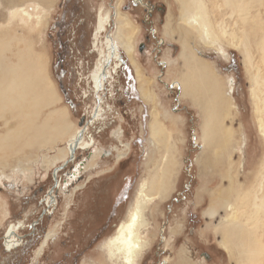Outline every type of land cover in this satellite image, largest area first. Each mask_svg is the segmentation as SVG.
<instances>
[{
  "label": "rangeland",
  "instance_id": "obj_1",
  "mask_svg": "<svg viewBox=\"0 0 264 264\" xmlns=\"http://www.w3.org/2000/svg\"><path fill=\"white\" fill-rule=\"evenodd\" d=\"M2 1L0 33L9 28L16 30L26 36L27 41H32L34 51L45 56V72H49L61 96L52 108L67 106L68 120L73 123L69 132L53 146L43 147L41 151L31 149L36 153L32 155L30 148H26V153L21 150L6 161L8 164L0 165V264H123L102 249V244L129 213L141 178L153 167L155 172L160 170L156 163L165 149L151 140L148 125L155 111L159 113L178 164L168 198L146 206L145 215L151 222L146 236L151 244L136 264H243V253H230L221 246L223 234L219 225L231 214L246 221L249 213L263 223L254 230L259 235L253 240L259 239L260 253L250 264H264V210L254 206L255 202L260 205L264 196V131L260 128L262 120L264 122V53L257 46L264 34V0H247L243 17L236 12V5L233 6L235 13L231 14V7L225 1L206 0L209 26L219 39L212 44L203 35L188 37L196 54L214 69L221 81L220 89H228V83L233 82L232 115L227 121L232 126L229 142L202 169L196 163L202 145L201 108L190 96H181L179 87L172 83L186 72L179 57L180 31L186 16H181L177 0H154L159 11L156 22L160 41L165 20L173 34L165 43L161 41L164 43L162 52L155 50L156 42L141 20L140 7L130 10V0L122 1L120 10L135 24L132 33L135 51L128 56L120 51L118 58H114L109 83L100 94L93 91L90 75L100 61L101 51L107 48L106 34L115 29V20L110 19L112 23L107 31L94 39L96 15L102 6L115 15L117 0H23L22 4L14 5L16 9L24 5L35 16L41 14V21L29 20L27 15L12 10L10 5L7 8ZM33 8L37 11L31 10ZM144 40L147 45L140 51L139 45ZM218 45L224 47L226 55L218 52ZM13 46L20 49L25 44L14 41ZM247 46H250V57L243 51ZM163 60L168 62L166 66ZM135 62L150 80L149 90L154 96L150 103L140 97ZM256 70L263 77L262 86L254 79ZM253 90L260 99L253 97ZM100 95H104L100 103L107 113L90 122L98 113ZM44 112H50L49 108ZM83 116L89 117L82 125L86 127L83 133L93 144L87 149L77 147L74 158L78 149L81 153V149L89 150L91 154L97 147L102 152L90 159L87 154L82 161H77V164L86 162L87 166L80 170L77 180L68 182L72 169L61 179L68 168L61 170L64 160L56 159L80 126ZM3 122L0 119L1 126ZM105 150L112 153L104 157ZM120 153L128 158L118 162ZM74 158H69L65 164ZM97 164L100 165L95 168ZM227 170L234 192L228 197L229 202L215 205V216H209L204 210L210 206L212 197L223 198L220 174ZM53 171L56 180L63 185L57 187L56 181L51 188ZM103 171L105 173L101 174ZM41 185L43 191L39 190ZM50 188L48 205L55 206L58 201V208L52 216L39 219ZM37 222L40 223L32 231L39 234L38 242H22L21 234L26 237L30 226ZM103 224H107V228L94 241ZM49 230L54 231V238L49 239L39 255L40 241ZM253 245H257L256 242ZM203 252L210 258L203 256Z\"/></svg>",
  "mask_w": 264,
  "mask_h": 264
},
{
  "label": "bare ground",
  "instance_id": "obj_2",
  "mask_svg": "<svg viewBox=\"0 0 264 264\" xmlns=\"http://www.w3.org/2000/svg\"><path fill=\"white\" fill-rule=\"evenodd\" d=\"M22 1L23 0H3L2 2L7 8L10 5L12 10H18L20 14L27 15L29 20L33 21V18H37L38 21H41V14L36 13V16L35 14H30L24 5L17 9L14 7V5L18 3L22 4ZM51 1L52 0H49V2ZM122 1L124 0L116 1L117 8L115 10V15L110 11H105L104 6L100 7L96 15L94 39H98L103 32L107 31L108 26L112 23L110 19L115 20V29L112 33L108 32L106 34L105 42L107 48L105 47V50L101 51L100 61L90 75L91 83L93 84L92 89L96 94H100L109 83L108 78L110 74H112L110 68L113 65L114 58H118L119 52L123 51L124 54L128 56V53H133V51H135V44L132 43V33L135 30V24L128 14L120 10ZM177 1L180 5L181 16H186L184 25H182L180 31L181 37L179 38L181 44L179 57L186 72L179 77V79L173 80L172 83L173 86L179 87L181 96H190L193 102L201 108L202 120L199 122V130L201 133L199 134L202 145L200 156L196 157V163L198 162L202 169L205 168L208 163H210V159L229 142L232 126L230 123H227V121L229 116L232 115L230 94L233 82L228 83V89L221 90V81L214 69L208 62L196 54L191 45V41H188V37L193 39L196 36L201 37L202 35L212 44L219 39L218 35L214 33L209 26L206 0ZM223 1L230 5L231 14L235 13L233 6L236 5V7H238L236 12H238L241 17L245 15L244 11L248 3L247 0ZM31 10L37 11L36 8ZM13 15L16 16L17 11L13 12ZM246 21L247 18L243 20L244 23ZM167 23L168 21L165 20L161 31V41L164 42L166 38L173 37V34L170 33V26ZM247 37L249 38V35ZM168 40L170 41V39ZM172 40L176 41L174 39ZM14 41H17V44L24 42V48L18 49L16 47V49H14ZM96 41L97 40L93 41V43ZM257 46L259 50H262L264 53V34L259 38ZM217 50L223 55L227 53L221 45L217 46ZM243 51H245L247 57H250V46L244 48ZM44 60L45 56L34 51L32 41H27L26 36L23 34L18 33L16 30L12 31L10 28L0 33V119L4 120L3 126L0 125V129L3 127V131L0 132V165L8 164L6 161H8L12 155H17V153L22 152L21 150L24 152L26 148H30L29 154L32 155L36 153H33L34 151L32 150V152L31 149L41 151L40 149L43 147L53 146V144L61 140L69 132L72 126L73 122L68 120L69 109L67 106L52 108L61 100V96L49 72H45ZM163 62L165 66L168 64L165 60H163ZM135 74L140 97L150 103L151 98L154 100L152 91L149 90L150 80L142 74L136 62ZM253 76L257 84L262 86L263 77L261 76V72L256 70ZM252 93L255 99H260V96H258L255 90H253ZM103 98L104 95L99 96V104L96 106L98 107L96 109L98 113L94 119L92 118L91 121H88L93 122L107 113L103 111L104 108L102 107V103H100V100H103ZM46 108H49L50 112H44ZM148 125L151 140L158 142L165 149L161 159L159 158L160 160H157L158 162L156 163L160 167V170L155 172V167H153L147 173V176L141 178L142 180L138 186L137 196L135 197L132 207L129 209V213L127 216L125 215L126 217H124L117 226L115 233L106 237L102 244V249L106 250L110 256L122 261L123 264H136L146 253L148 245L151 244L146 236L148 235L147 233L151 224L145 215L146 206L149 203L153 205L155 203L158 204V202L168 198L177 171L178 162L173 148L169 145L168 136L157 111L154 112ZM260 128L264 131L263 120L260 124ZM85 130L86 127L84 128V126H78L76 128L75 133L70 137L67 143L68 145L65 149L59 151V157L57 156L56 160L63 159V162L66 163L67 160L69 161V158H74V152L77 147H84L87 149L92 146V141L87 140L83 133ZM80 133L82 137L80 138L78 146L72 147L74 138ZM101 152L102 149L94 147L88 159L101 155ZM124 155L125 154L120 153L118 158L121 159L125 157ZM84 161H87V159H84ZM79 162L78 164L76 162V165L74 164L75 166H73L74 168L70 172L71 175L68 182L77 180L78 174L81 173L80 170L87 166L85 164L86 162ZM230 167L229 169H231ZM57 170L58 169H56V171ZM220 175L223 183L221 186L224 187L223 192L225 197H212L210 206L204 210L209 216H215V205L229 202L230 198L228 197L234 192V189L231 188L234 185L232 186L229 181L230 174L228 170L226 173H221ZM262 177L264 181V175ZM68 182L67 186L69 184ZM61 185L63 184L58 181L57 187ZM51 200L52 196H50V201ZM260 202V205L259 202H255L254 206H258L259 210L262 211L264 210V196L261 197ZM228 207L230 208L229 204L227 205V208ZM258 225L259 227L263 225L262 219L254 218L250 213L246 216V221L240 220L236 214L226 216L223 219V225H219V230H221L223 234L221 246L230 253H235L234 251L243 253V257L245 258L243 264H250L254 256L260 253L259 239L253 240L259 236L256 232L254 233ZM54 235L55 233L53 230H49L46 233L38 249L39 255L44 251L45 246L50 241L49 239L54 238ZM164 238L166 237L164 236ZM251 240H253L251 243H247ZM254 242H256L257 245L254 246ZM165 260L168 261V259Z\"/></svg>",
  "mask_w": 264,
  "mask_h": 264
},
{
  "label": "flooded vegetation",
  "instance_id": "obj_3",
  "mask_svg": "<svg viewBox=\"0 0 264 264\" xmlns=\"http://www.w3.org/2000/svg\"><path fill=\"white\" fill-rule=\"evenodd\" d=\"M129 5H130V7H129V9L130 10H132L134 7H136V6H138V7H140V9H141V20H142V22H143V24L146 26V30H147V32L151 35V38L156 42L155 43V50L156 51H158V52H162V45L165 43H163V42H161L160 41V39H159V29H158V25H157V22H156V14L159 12V11H157V6H156V2L154 1V0H130V2H129ZM128 5V6H129ZM127 9V6H125V10ZM146 45H147V42L144 40V42H141L140 43V45H139V50L140 51H144V48L146 47ZM147 50V49H146ZM157 63H160L161 64V62L160 61H158ZM87 118L88 117H86L85 118V116H83L82 118H81V122L83 123V125L85 124V122H87ZM79 124H80V122H79ZM82 150V153L80 152V150L78 149L77 150V156H76V158H74V160L72 161V162H70L68 165H66L65 163L61 166V170H63L64 168H68V170H67V172H66V174L64 175L65 177L64 178H61V179H65L69 174H68V172L70 171V169H72L73 170V165H74V163H76L77 161H81L83 158H84V156L85 155H87V154H89L90 152H89V150H83V149H81ZM92 151V150H91ZM113 151H115L114 149H113ZM116 152V151H115ZM112 152H110L109 150H105V152H104V157H106V156H109L110 154H111ZM82 154V155H81ZM81 155V156H80ZM126 157L127 156H125L124 158H122V159H120L119 161H118V158L116 157V159H117V161L118 162H121V161H124L125 159H126ZM128 158V157H127ZM59 165H60V163H59ZM99 165L100 164H97L96 165V167L95 168H98L99 167ZM60 168V167H59ZM54 170V169H53ZM60 170V171H61ZM86 171V170H85ZM105 173V171H103V173H101V174H104ZM52 177H53V179H54V182H53V185L51 186V188L52 187H54V185H55V182L57 181V184H58V181L59 180H56V177H55V173H54V171L52 172V175H51ZM80 178H82V175L79 177V179ZM60 179V178H59ZM56 184V185H57ZM51 188L47 191V199H46V205H45V208H43L42 210H41V213H40V215H39V219L40 218H43L45 215H47L48 217H50V216H52L56 211V209L58 208V201H57V203L55 204V206H52V207H50V205H48V196L50 195L49 193H50V190H51ZM39 190L40 191H43L44 190V186L43 185H41V186H39ZM54 190H55V188H54ZM58 192H59V190H58ZM53 193V192H52ZM53 195H55L54 193H53ZM55 197V196H54ZM58 200V199H57ZM50 207V208H49ZM52 213V214H51ZM40 222H37V223H35V226L34 225H31L30 227V231H29V233L28 234H26L25 236L26 237H23V235L24 234H21L22 236H21V238H22V242H24V243H28V244H32V243H36V242H38V240L40 239V238H38L37 236L39 235L37 232H35V231H32L33 229H34V227H35V229H36V225L37 224H39ZM107 228V224H103L102 225V228H100L99 229V232L95 235V239H94V241H96V240H98L99 238H100V236H101V234L103 233V231H105V229ZM19 231V230H18ZM44 236V235H43ZM4 239H5V237H4ZM42 240V239H41ZM41 242V241H40ZM203 254V256H205L206 258H210L209 257V254L207 253V252H203L202 253Z\"/></svg>",
  "mask_w": 264,
  "mask_h": 264
},
{
  "label": "water",
  "instance_id": "obj_4",
  "mask_svg": "<svg viewBox=\"0 0 264 264\" xmlns=\"http://www.w3.org/2000/svg\"><path fill=\"white\" fill-rule=\"evenodd\" d=\"M83 125V123L80 121V126H82ZM82 136H81V133L80 134H78V136H76L75 138H74V144H73V146L72 147H77L78 146V144H79V142H80V138H81ZM73 149V148H72ZM72 152H73V150H72Z\"/></svg>",
  "mask_w": 264,
  "mask_h": 264
}]
</instances>
